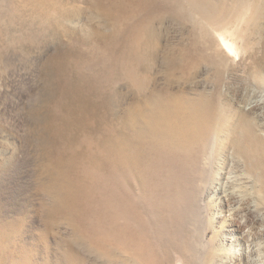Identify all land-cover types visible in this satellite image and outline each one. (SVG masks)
<instances>
[{"label":"bare ground","instance_id":"obj_1","mask_svg":"<svg viewBox=\"0 0 264 264\" xmlns=\"http://www.w3.org/2000/svg\"><path fill=\"white\" fill-rule=\"evenodd\" d=\"M225 1L227 7L211 0H86L82 7L77 0H0V63L55 46L42 66L44 102L28 112L46 199L43 256L0 248V264H165V252L156 255L165 234L185 243L179 264L206 253L205 199L224 193L220 183L207 187L223 135L264 175V134L246 114L229 109L216 87L175 88L204 62L218 79L225 63H247L253 73L264 63V52L244 57L243 27L256 8L250 0ZM202 6H210L213 27ZM225 14L227 25L214 23ZM81 18L90 22L82 35L69 26ZM167 20L192 29L186 43L163 50L159 29ZM160 58L164 82L143 93ZM259 109L264 125V99ZM260 194L264 206V185ZM180 223L193 231L192 242L174 231ZM14 236L0 224V246ZM237 255L230 251V264Z\"/></svg>","mask_w":264,"mask_h":264},{"label":"rangeland","instance_id":"obj_2","mask_svg":"<svg viewBox=\"0 0 264 264\" xmlns=\"http://www.w3.org/2000/svg\"><path fill=\"white\" fill-rule=\"evenodd\" d=\"M77 1L80 6H86V0ZM250 2L256 8L257 16L250 18L251 9L248 14L250 20L243 27L245 33L242 32L247 47L244 57L248 55L247 53L259 55L264 52V0H250ZM211 3L224 7L228 5L225 0H211ZM209 7L202 6L201 9L207 11L206 14H209L207 25L213 27L210 20L212 11ZM200 14L198 13L196 17ZM228 15H222L214 23L226 24ZM89 24L86 18H81L74 19L69 26L78 29V32L80 30L79 34L82 35L81 32L87 30ZM188 29L191 31L192 24L183 26L170 20L164 22L159 29L162 49L178 48L186 43L190 38ZM54 49L55 46L51 44L41 52L12 53L0 63V224L6 223L9 232H14L16 236L7 238V242L0 246L7 252L17 247L32 250L35 254L41 252L43 256L44 243L39 235L44 230L42 206L46 199L41 195L39 188L36 152L33 138L29 136L31 125L28 112L44 102L42 66ZM246 64L236 67L225 63L220 69L221 75L218 79L215 70L204 62L187 80H183L175 88L182 85L188 91L206 93L213 92L215 87L218 88L221 90L223 102L229 109L232 107L235 112L234 109L238 107L251 119L259 135H262L264 125L257 114L260 113L259 108L263 105L264 99V63L255 73ZM152 71L142 86L143 93H148L155 85L162 86L164 72L161 58ZM121 91L129 96L125 87H121ZM224 137L228 139V135L224 134L217 145V153L207 184L209 190L210 184L214 189L220 183L224 193L221 194L223 196L210 193L205 199L207 217L205 231L211 246L207 249L208 252L200 257L189 255L185 259L188 264H230L228 255L234 250L238 254L236 264H264V206L260 202L264 175L261 167V170L259 168L251 170L247 167L246 163L236 156L233 148L226 146L227 141ZM262 138L264 139V135ZM177 225L179 228L176 226L174 231L175 229L176 232L185 231L186 242H192L188 235L193 231L188 226L184 227L185 224ZM59 230L63 235L69 234L65 227ZM181 241L183 240L168 241L165 234V246L160 244L156 255L160 257L165 252V264H179L177 261L181 259V255L188 254L185 243ZM48 244L54 246V236L48 238ZM34 258L36 259V255ZM182 259L185 260L183 257Z\"/></svg>","mask_w":264,"mask_h":264}]
</instances>
